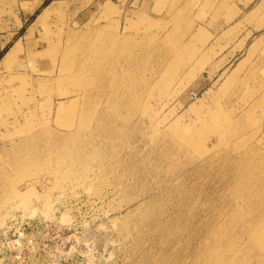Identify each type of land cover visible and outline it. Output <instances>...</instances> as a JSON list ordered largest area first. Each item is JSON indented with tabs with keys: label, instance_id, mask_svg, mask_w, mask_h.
<instances>
[{
	"label": "rangeland",
	"instance_id": "374dc122",
	"mask_svg": "<svg viewBox=\"0 0 264 264\" xmlns=\"http://www.w3.org/2000/svg\"><path fill=\"white\" fill-rule=\"evenodd\" d=\"M215 239L264 264V0H0V264Z\"/></svg>",
	"mask_w": 264,
	"mask_h": 264
},
{
	"label": "bare ground",
	"instance_id": "6f19581e",
	"mask_svg": "<svg viewBox=\"0 0 264 264\" xmlns=\"http://www.w3.org/2000/svg\"><path fill=\"white\" fill-rule=\"evenodd\" d=\"M44 12H46V10H44ZM14 51H9L6 54L4 60H7V61L8 60H11L12 61L14 59V57H15V52ZM245 234H248V236L255 235L252 229H247V231L245 232ZM211 243H212V246L210 247V249L207 248V251L205 249L202 250L200 252L199 258L196 260V262L194 264H211V257L212 256H214V255H217V257L220 256L219 247L222 246V244H223V242H221V239H215ZM235 247H236V245H232V244H229L227 246V249L228 250L226 251V254L224 255L223 263H225V264H236L237 263L236 262L237 259L235 258V256H236V254H235V252H236L235 251Z\"/></svg>",
	"mask_w": 264,
	"mask_h": 264
},
{
	"label": "crops",
	"instance_id": "0c3cea01",
	"mask_svg": "<svg viewBox=\"0 0 264 264\" xmlns=\"http://www.w3.org/2000/svg\"><path fill=\"white\" fill-rule=\"evenodd\" d=\"M8 52H9V51H7V53H8ZM7 53H6V54H7ZM5 56H6V55H5Z\"/></svg>",
	"mask_w": 264,
	"mask_h": 264
}]
</instances>
